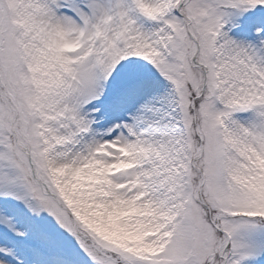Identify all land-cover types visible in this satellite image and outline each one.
<instances>
[{
    "label": "snow or ice",
    "instance_id": "obj_1",
    "mask_svg": "<svg viewBox=\"0 0 264 264\" xmlns=\"http://www.w3.org/2000/svg\"><path fill=\"white\" fill-rule=\"evenodd\" d=\"M0 264H264V0H0Z\"/></svg>",
    "mask_w": 264,
    "mask_h": 264
}]
</instances>
